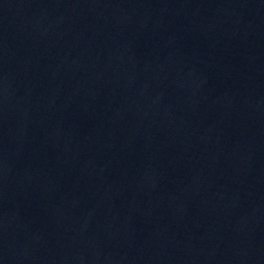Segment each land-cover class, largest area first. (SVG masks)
I'll return each instance as SVG.
<instances>
[{
  "label": "water",
  "instance_id": "1",
  "mask_svg": "<svg viewBox=\"0 0 264 264\" xmlns=\"http://www.w3.org/2000/svg\"><path fill=\"white\" fill-rule=\"evenodd\" d=\"M0 264H264V0H0Z\"/></svg>",
  "mask_w": 264,
  "mask_h": 264
}]
</instances>
